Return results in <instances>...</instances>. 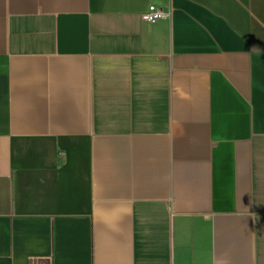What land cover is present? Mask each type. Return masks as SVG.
Masks as SVG:
<instances>
[{"label":"crops","instance_id":"0c3cea01","mask_svg":"<svg viewBox=\"0 0 264 264\" xmlns=\"http://www.w3.org/2000/svg\"><path fill=\"white\" fill-rule=\"evenodd\" d=\"M0 264H264V0H0Z\"/></svg>","mask_w":264,"mask_h":264},{"label":"built area","instance_id":"2783aa9c","mask_svg":"<svg viewBox=\"0 0 264 264\" xmlns=\"http://www.w3.org/2000/svg\"><path fill=\"white\" fill-rule=\"evenodd\" d=\"M166 16L167 13H165L155 5H150L147 10L141 15L143 20L149 22H155L157 20L165 18Z\"/></svg>","mask_w":264,"mask_h":264}]
</instances>
